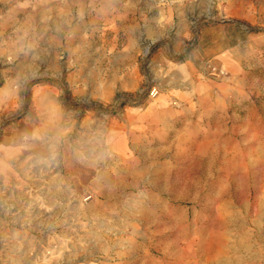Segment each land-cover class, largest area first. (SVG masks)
Wrapping results in <instances>:
<instances>
[{
    "label": "rangeland",
    "instance_id": "rangeland-1",
    "mask_svg": "<svg viewBox=\"0 0 264 264\" xmlns=\"http://www.w3.org/2000/svg\"><path fill=\"white\" fill-rule=\"evenodd\" d=\"M45 1L54 0H0V67L24 70L42 113L30 135L0 133V264H183L257 249L264 0H205L194 14L215 21L196 31L190 18L188 35L167 36L171 46L142 38L134 56L121 50L125 37L90 33L102 18L80 14L60 36L44 34ZM240 25L250 41L244 58L233 39ZM178 41L187 54L174 52ZM20 86L14 73L0 79V110H11ZM65 91L91 93L112 113L85 109L70 121ZM122 96L133 102L116 112ZM70 123L80 128L68 131Z\"/></svg>",
    "mask_w": 264,
    "mask_h": 264
},
{
    "label": "crops",
    "instance_id": "crops-1",
    "mask_svg": "<svg viewBox=\"0 0 264 264\" xmlns=\"http://www.w3.org/2000/svg\"><path fill=\"white\" fill-rule=\"evenodd\" d=\"M204 2L205 0H54L45 1V6L38 9L37 16L40 21L45 20L44 27L40 29L49 36H60L62 22L79 17L80 14L86 15L92 22L94 19L102 18L105 21L104 25L99 29L91 26L90 33L94 35L95 30H101L104 36L125 37L121 50L128 51L134 56L138 52L137 45L142 38L154 45L164 39L168 41L167 36L172 31H175V35L179 37L188 35L190 25L188 21ZM197 13L201 16L200 12ZM68 31L71 33V29ZM180 44L181 41L176 45L172 44L175 53L181 52ZM171 51L168 47V52ZM157 56H159L158 51L154 53V57ZM257 224V228L264 227V222ZM255 244L257 249H253L254 245H251L250 251H245L244 255L240 254L236 258L197 255L193 259H181V262L183 264H264V238L256 240ZM242 248L245 249L246 244H243Z\"/></svg>",
    "mask_w": 264,
    "mask_h": 264
},
{
    "label": "clouds",
    "instance_id": "clouds-1",
    "mask_svg": "<svg viewBox=\"0 0 264 264\" xmlns=\"http://www.w3.org/2000/svg\"><path fill=\"white\" fill-rule=\"evenodd\" d=\"M211 19L215 21L214 17H204L199 14H194L191 20V26L194 30L198 31L201 23L204 19ZM240 32L234 34L233 39L235 40L237 46L240 49L241 58L246 57L249 54V43L250 41L245 40L243 35L248 32V28L246 25H240ZM171 46L170 41H165ZM188 46L186 45L180 53L177 55L187 54ZM150 54L149 52L145 53V60L147 63V57ZM149 69L154 67V65L148 64ZM23 69L18 68L17 66L10 67H0V79L5 78L6 74L14 73L16 75L17 80L20 81L19 93L16 96H13V105L10 111L0 110V133H4L6 131L11 130L13 134V138H22L26 135H30V129L34 128L37 124H39L42 113L39 110H34L32 99L30 96L31 86L30 83H27V77L23 75ZM43 75V72L41 73ZM154 75V74H153ZM153 75L146 74V79L148 80V88L151 87L153 81ZM145 89L144 91H147ZM239 89L237 88L236 91ZM241 98L239 96H232L228 98V102L231 103L233 101L239 103ZM131 99L126 97H120L119 101H113L115 105V111L120 112V105L124 103H132ZM61 103L64 105V112L68 119L71 121L72 116L75 115L76 120L78 121L80 116L83 115L85 109H91L95 111L97 118L103 116H110L112 113L111 109H101L99 107H95L93 104V96L91 93H86L84 95L76 96L75 98H68L67 91H65L64 98L61 100ZM80 128L79 124H71L69 125L68 131H71L72 127ZM56 147H61L59 141L57 142ZM74 147V145H71ZM53 162L56 160V156H52Z\"/></svg>",
    "mask_w": 264,
    "mask_h": 264
},
{
    "label": "bare ground",
    "instance_id": "bare-ground-1",
    "mask_svg": "<svg viewBox=\"0 0 264 264\" xmlns=\"http://www.w3.org/2000/svg\"><path fill=\"white\" fill-rule=\"evenodd\" d=\"M147 51V50H146Z\"/></svg>",
    "mask_w": 264,
    "mask_h": 264
}]
</instances>
